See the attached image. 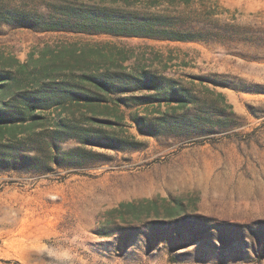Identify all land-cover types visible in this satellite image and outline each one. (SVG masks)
Segmentation results:
<instances>
[{
    "label": "rangeland",
    "instance_id": "obj_1",
    "mask_svg": "<svg viewBox=\"0 0 264 264\" xmlns=\"http://www.w3.org/2000/svg\"><path fill=\"white\" fill-rule=\"evenodd\" d=\"M58 2L17 5L46 12ZM157 4L154 11L188 22L235 25L240 41L0 25V74L11 77L0 88V104L48 85L99 95L93 79L118 83L148 72L189 89L199 99L192 113L204 120L195 131L184 130L150 107L148 120L158 133L142 134L129 115L143 116V108L122 106L126 117L118 124L121 113L110 103L98 110L96 127L135 148L88 147L102 153L103 162L70 175L0 167V264H264V0ZM169 109L162 103L163 112ZM139 182L146 188L140 194L134 192ZM129 203L136 208H120Z\"/></svg>",
    "mask_w": 264,
    "mask_h": 264
},
{
    "label": "trees",
    "instance_id": "obj_2",
    "mask_svg": "<svg viewBox=\"0 0 264 264\" xmlns=\"http://www.w3.org/2000/svg\"><path fill=\"white\" fill-rule=\"evenodd\" d=\"M157 7V0H60L47 7L48 11L41 12L17 5V0H0V25L41 32L108 34L172 42L216 40L225 44L240 41L235 25L223 22L224 28H216L203 21L188 22L154 11ZM118 79V83L93 79L97 92L101 93L99 95H84L48 85L38 94L11 95L8 102L1 101L0 167L41 174H56L62 170L70 175L103 162L104 155L88 147L113 150L135 148L126 137H110L96 127L98 110L102 107L110 109V103L121 113L116 116L118 124L126 117L121 111L122 106L126 109L136 106L143 108L145 115L138 112L129 115L142 134L155 136L158 133L148 120L149 114H152L150 107L155 108V114L160 116L170 114L164 123L173 126L183 124L182 128L190 131H195L193 129L204 121L201 116L192 113V106L197 105L199 99L191 95L189 89L177 88L176 81L171 78L143 72ZM10 80L9 75L0 74V88ZM144 90L150 93L113 97L117 92L128 94ZM68 94H72L70 99H66ZM218 96L225 99L222 93ZM66 102L70 105H65ZM162 103H166L170 109L163 112ZM174 103L175 106H172ZM53 110H59L56 116H52L56 113ZM180 110L182 113H179ZM131 138L135 139L134 136ZM70 140L78 146L62 149L61 144ZM127 207L136 208L134 203L122 204L120 208ZM173 213L170 210V215Z\"/></svg>",
    "mask_w": 264,
    "mask_h": 264
},
{
    "label": "bare ground",
    "instance_id": "obj_3",
    "mask_svg": "<svg viewBox=\"0 0 264 264\" xmlns=\"http://www.w3.org/2000/svg\"><path fill=\"white\" fill-rule=\"evenodd\" d=\"M136 181H137V180H136ZM131 182H132V181H131ZM134 183H135V182H134ZM94 184H95V183H94ZM130 184H131V183H130ZM138 184L140 185V187L136 188V189L134 190V192L140 194V193L142 192V190H140V189H143V190H144V189H146V188H145V186H141L142 184H140V182H139ZM126 185H127V183H126ZM139 185H138V186H139ZM123 186H124V185H123ZM128 186H129V185H128ZM132 186H133V185H132ZM131 189H132V188H131ZM136 196H137V195H136ZM84 197H85V196H84Z\"/></svg>",
    "mask_w": 264,
    "mask_h": 264
}]
</instances>
